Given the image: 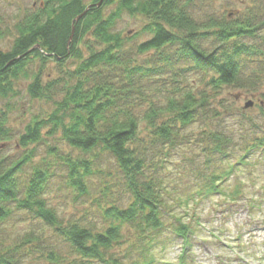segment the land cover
<instances>
[{"label": "trees", "instance_id": "16d2710c", "mask_svg": "<svg viewBox=\"0 0 264 264\" xmlns=\"http://www.w3.org/2000/svg\"><path fill=\"white\" fill-rule=\"evenodd\" d=\"M100 1L44 0L17 25L9 50H0V98H17L18 84L30 80L32 100L53 107L17 136L0 113V150L17 138L21 151L0 155V224L21 216L30 226L12 242L0 235V264H25L30 254L49 264H159L156 251L179 239L177 264H186L200 222L189 208L215 196L238 203L245 187L239 173L264 161L257 120L236 129L219 123L230 107L219 99L225 90L255 92L264 83L259 8L201 18L196 0H103L98 7ZM124 14L144 18L142 32L150 36L128 50L115 31ZM50 61L56 77L47 72ZM184 148L192 155L176 164ZM104 155L121 179L105 176ZM174 163L176 173L169 172ZM98 175L104 177L95 184ZM55 178L75 201L92 200L89 216L59 214L48 198Z\"/></svg>", "mask_w": 264, "mask_h": 264}, {"label": "rangeland", "instance_id": "374dc122", "mask_svg": "<svg viewBox=\"0 0 264 264\" xmlns=\"http://www.w3.org/2000/svg\"><path fill=\"white\" fill-rule=\"evenodd\" d=\"M44 0H0V50L8 51L12 46L16 34V27L25 18V16L36 11L42 6ZM87 5L93 4L94 0H83ZM114 3L115 1L112 0ZM197 16L203 18L206 15L214 14L217 17L232 15L237 17L247 15L253 7H257L264 14V0H196ZM116 8L115 4L107 6L105 16L109 15ZM232 17V18H233ZM147 22L142 17H130L124 14L120 20L116 21L115 31L120 32L127 41L126 49L134 47L135 43H141L150 38L142 30ZM138 34L136 37H133ZM264 36V31L261 33ZM252 44L260 43V40H250ZM83 53L86 49L82 47ZM38 62H36L37 64ZM35 64V65H36ZM76 63L69 60L66 63L68 68H75ZM47 72H51L54 77L58 75L56 63L50 61L47 66ZM30 80H22L19 85V96L14 99L0 98V113H7L10 124L15 135L22 134L25 127L31 119L36 116H44L51 113L53 107L50 103L44 101H34L27 91ZM220 100H227L230 105L228 110H224L219 123L224 128L236 129L238 125L246 126L248 118H253L264 129V83L254 91H240L229 88L224 91ZM251 103V105H250ZM249 104V105H248ZM248 105V106H247ZM261 106V107H260ZM197 131V129H195ZM147 135L146 133H142ZM17 138L10 142L5 148L0 150V155L16 158L20 154L17 147ZM61 148L79 156L80 153L73 150L62 141H58ZM46 147H39V153L45 156ZM190 148H184L175 154V162L178 164L179 158L191 157ZM101 168L107 176L111 172L115 177L122 178L118 172L115 161L104 155L99 160ZM174 167L169 172L176 173ZM179 166V165H178ZM104 176H95L91 180L96 183L99 178ZM240 179L244 184V197L238 203L228 205V201L222 197L215 196L207 198L196 208L191 207V213L200 217V222H194L195 234H193L192 245L188 252L183 254L186 264H264V161L253 160L247 171L239 173ZM114 181L113 178L110 181ZM62 178H55L50 196V203L58 209L59 214L67 219L72 216H83L88 213L92 207V200L89 198L75 201V195L71 189L65 187ZM234 186V183L232 184ZM96 196V195H94ZM185 196V195H184ZM184 199V197H183ZM254 204V208H250ZM177 211L184 213L185 209ZM16 216L9 219L4 224H0L3 233L9 241H14L19 236L29 231L28 222H22L25 219H19ZM192 222V219H189ZM4 238V237H2ZM182 241L176 240L173 246L166 250H157L156 257L159 264H177L182 255ZM33 254V253H32ZM31 254L25 257V264H49L37 258H31Z\"/></svg>", "mask_w": 264, "mask_h": 264}, {"label": "water", "instance_id": "95a60500", "mask_svg": "<svg viewBox=\"0 0 264 264\" xmlns=\"http://www.w3.org/2000/svg\"><path fill=\"white\" fill-rule=\"evenodd\" d=\"M102 1L103 0H101L100 1V3L98 4V7H100L101 5H102ZM91 8V6H89L87 9H86V11L81 15V16H79L77 19H76V21H78V20H80L81 18H83L85 15H86V13L89 11V9ZM249 105V104H248ZM247 105V106H248ZM251 105V104H250Z\"/></svg>", "mask_w": 264, "mask_h": 264}]
</instances>
